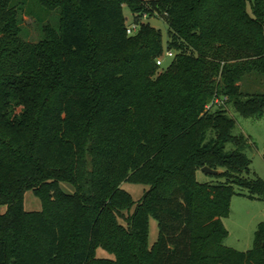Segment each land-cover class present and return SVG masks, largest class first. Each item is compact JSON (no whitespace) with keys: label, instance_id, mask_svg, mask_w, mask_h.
Listing matches in <instances>:
<instances>
[{"label":"trees","instance_id":"1","mask_svg":"<svg viewBox=\"0 0 264 264\" xmlns=\"http://www.w3.org/2000/svg\"><path fill=\"white\" fill-rule=\"evenodd\" d=\"M263 88L264 0H0V264H264V222L246 251L224 223L235 194L264 198L228 109L263 115ZM126 181L150 186L133 212Z\"/></svg>","mask_w":264,"mask_h":264},{"label":"rangeland","instance_id":"2","mask_svg":"<svg viewBox=\"0 0 264 264\" xmlns=\"http://www.w3.org/2000/svg\"><path fill=\"white\" fill-rule=\"evenodd\" d=\"M33 9L36 7L32 4ZM251 11V7L249 6ZM60 9L52 12L51 21L55 25L58 24ZM124 13L127 17V23L131 26L137 25L135 22L136 15L132 12L128 4L124 5ZM21 25L23 28L22 37L29 41H39L43 37L42 24H40L35 17L21 14ZM143 22H149L153 26L160 28L163 32V41L167 49L169 40V27L166 19L155 12L154 16H141ZM164 64L167 66L171 63L172 58L166 52L163 55ZM264 89V88H263ZM229 113L233 116L236 122L234 134H244L247 138V144L244 148L248 157L251 159V176H258L264 180V114L261 116H245L237 112L232 106L228 107ZM232 144L229 148H232ZM198 178L202 182H208L213 179L210 174H207L203 169L198 171ZM63 188L68 192H74L75 187L70 182H62ZM128 192L132 193L135 206L143 197L144 193L150 189L148 184L134 183L126 181L122 184ZM24 205L27 210H41L43 203L39 196L33 190H27L25 193ZM6 206H0V212H4ZM125 222L123 219H121ZM264 222V198H251L246 195L235 194L231 200V213L224 219V223L229 230V236L225 243L227 246L236 248L238 250L246 251L252 249L255 244V234L259 228V224ZM150 244L153 245L158 239L159 224L157 219L151 218L150 223ZM97 257L115 258V254L99 247L96 251Z\"/></svg>","mask_w":264,"mask_h":264},{"label":"built area","instance_id":"3","mask_svg":"<svg viewBox=\"0 0 264 264\" xmlns=\"http://www.w3.org/2000/svg\"><path fill=\"white\" fill-rule=\"evenodd\" d=\"M127 31H128L129 34H133V33H135V32L137 31V26H136V25H134V26H129ZM166 54H167L169 57H172V56L174 55V53H173L172 51H167ZM163 62H164L163 58H159V59H158V64H159V65L162 64Z\"/></svg>","mask_w":264,"mask_h":264},{"label":"water","instance_id":"4","mask_svg":"<svg viewBox=\"0 0 264 264\" xmlns=\"http://www.w3.org/2000/svg\"><path fill=\"white\" fill-rule=\"evenodd\" d=\"M203 171L206 172L207 174H219V170L217 169H214V168H211L209 166H204L203 168Z\"/></svg>","mask_w":264,"mask_h":264}]
</instances>
